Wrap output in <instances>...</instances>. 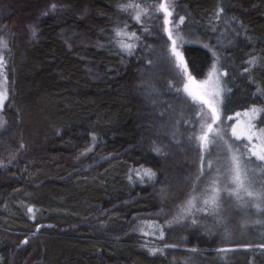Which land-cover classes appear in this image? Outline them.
Returning <instances> with one entry per match:
<instances>
[{
    "label": "trees",
    "instance_id": "1",
    "mask_svg": "<svg viewBox=\"0 0 264 264\" xmlns=\"http://www.w3.org/2000/svg\"><path fill=\"white\" fill-rule=\"evenodd\" d=\"M140 2L0 0V264H172L173 242L186 247L176 264L225 259L207 225L176 233L166 222L191 191L194 168L175 146L188 145L193 107L173 90L163 53L157 76L122 48L130 35L115 29L140 32L127 14ZM177 17L201 39L183 47L190 75L202 80L214 63L222 74L221 127L260 108L264 129V0H177ZM150 46L154 65L159 39ZM249 218L254 242L227 264H264V214ZM145 221L163 235L144 232Z\"/></svg>",
    "mask_w": 264,
    "mask_h": 264
},
{
    "label": "rangeland",
    "instance_id": "2",
    "mask_svg": "<svg viewBox=\"0 0 264 264\" xmlns=\"http://www.w3.org/2000/svg\"><path fill=\"white\" fill-rule=\"evenodd\" d=\"M141 5L134 7V9L127 11L128 15H132L133 20H137L140 25V32L135 35L133 32L128 30L120 31L117 27L115 29L116 36L122 38L123 34L130 35L129 40L120 42L122 48L132 57V60L136 64H141V58H145L146 65L153 68L158 74L167 72V66L163 64V58L161 53L165 55V62L168 63L169 70L174 76V87L173 90L182 95L188 103L193 107V111L189 114V119L191 123V130L187 135V146L183 148L181 145H176L175 150L182 153V156L186 161V164L192 169L194 168V177L190 179L189 176L186 177V183L190 179L188 186H191V191L187 192L183 197L180 204L174 207L171 211L174 212L171 219L166 222L170 227L172 226V232L182 233L181 231L184 227L196 222L195 227H191L193 230L197 227H203L207 225L209 227V232L212 231V237L215 241H221L222 248L218 250L220 255L225 257L220 261L222 264L230 263L226 259L236 258L240 255H244L246 251H249L254 240L248 237L252 234L255 228L252 221H249V217L258 218L264 210H259L254 206V201L241 193L243 196L242 200H237L234 196H230L228 191L222 190L220 193V207L219 209L213 211L210 206L203 203L207 195L210 194L209 188L211 181L216 179L218 181V186L221 189H230L233 185L229 180L228 163L233 153L241 158L242 164L246 167L248 176L253 182L254 189L258 191H264V161L257 159L256 156L252 155L253 151H260L264 147V129L258 125V119L260 118V108H252L248 111L238 114L235 116V120L228 123L226 126L221 127V123L227 120L221 118L220 109L223 102L224 87L222 85V74L218 70V67L214 63L207 76L198 80L190 75L186 61L183 57V64L178 65V61L172 54L173 41H175V47L183 56V47L190 43L191 41L199 42L201 39L191 36L189 30L183 27L180 17L175 19V5L177 0H140ZM52 8L56 6L55 3L50 4ZM161 5H167L168 11L171 15H166L165 10ZM126 14V13H125ZM139 15V19L137 16ZM3 18V19H2ZM4 16L0 17V57L3 59V54L7 50L6 38H3L7 32V23L4 22ZM165 19L168 23H165ZM147 20L146 23L142 24L143 21ZM124 25H128V20L123 21ZM134 31V30H133ZM171 32V39L169 38V33ZM159 39L160 43V54L156 63L154 65L149 64V59L147 60L146 55L150 53V43ZM138 40V42H137ZM132 45L129 49L126 46ZM123 53V52H122ZM185 67L187 71L185 72ZM4 60L2 65H0V91H6L4 84L3 71ZM144 71L142 74L144 75ZM176 80V83H175ZM146 86V84H144ZM172 86V83H171ZM193 92L196 95L204 94L205 99L212 100L214 107H216L217 115L219 119L212 123V132L208 133L209 143L203 151L200 147V141L195 139L201 136L207 131V126L202 129L201 124L203 123L204 117L207 118L208 122H212V113L208 106L201 103L200 100H193V98L185 91V88ZM224 91V92H223ZM148 91L146 94L148 95ZM216 93H219L218 95ZM4 101V99H3ZM2 101V104H3ZM2 104H0V113L2 111ZM255 109V111H253ZM185 110V109H184ZM186 112V111H185ZM181 117V115H180ZM185 117V116H184ZM5 124L3 118L0 114V132L5 129ZM173 137V135H172ZM175 139V138H174ZM236 140L241 142V149H235L234 145ZM174 141V140H173ZM175 143L179 144V141L175 139ZM187 150L191 153L192 159L189 161L188 156L186 157ZM203 158L204 162V174H200L201 162ZM249 160V161H248ZM208 162H211V168L207 167ZM193 196L196 199L193 201L194 206L191 208L187 207V202ZM264 208V205H262ZM187 209V210H185ZM246 219V222L243 221ZM228 220L229 228L234 232L231 237L224 236L221 234L222 230L227 229L226 221ZM252 224L254 228H250ZM144 232L147 234H157L163 235L161 225L155 223L154 221H145L143 223ZM229 231V230H228ZM219 233V235H218ZM175 239V238H174ZM176 240V239H175ZM167 250L173 253L171 255L173 263H175V254L181 250H186L185 245L180 242H173L172 244H164ZM187 252V251H186ZM217 252V251H216ZM169 253V254H170ZM168 254V255H169ZM179 256V255H178ZM180 258H177L179 260ZM185 263V262H184ZM187 264H210L209 261H203L200 258L194 257L186 262ZM176 264V263H175Z\"/></svg>",
    "mask_w": 264,
    "mask_h": 264
},
{
    "label": "snow or ice",
    "instance_id": "3",
    "mask_svg": "<svg viewBox=\"0 0 264 264\" xmlns=\"http://www.w3.org/2000/svg\"><path fill=\"white\" fill-rule=\"evenodd\" d=\"M161 7L165 10L166 15H171V13L167 9V5H161ZM137 19H139V15L137 16ZM181 22H183V18H180ZM165 23H168V20L165 19ZM169 38L171 39V32L169 33ZM3 42H0L2 44ZM127 48H131L132 45H127ZM172 54L175 56L176 60L179 64H183V56L181 53L177 50L175 47V41H173V48H172ZM3 59L0 57V65H2ZM185 72L187 71V68L185 67ZM185 91H188V94L193 98V100H200L201 103L208 106L209 110L212 113V122H208L207 118L204 117L203 123L201 124V128L203 129L205 125L207 126V131L204 132L201 136L196 137L195 139L200 141V147L201 150L205 149L208 145L209 141V135L208 133L212 132V123L215 122V120L219 119V116L217 115L216 107H214V104L212 100L205 99L204 94L196 95L193 92L189 91L187 86L185 88ZM217 95L219 93H216ZM6 98V92L0 91V104H2L3 99ZM255 111V109H253ZM252 155L256 156L257 159L264 161V147L261 148L260 151H253ZM201 162V168H200V174H204V162L203 158ZM207 167L211 168V162H208ZM228 171H229V180L230 183L233 185L230 189H221L218 186V181L216 179H213L210 184L209 191L210 194L207 195V198L204 199L203 203L207 206H210V208L215 211L219 209L220 207V193L222 190L228 191L230 196H234L238 201L243 199V196L241 193H244L246 196L252 199L254 201V206L259 210H264L262 208V205H264V191H258L254 189L253 182L248 176V172L246 170V167L242 164L241 158L235 153L232 154L230 161L228 163ZM146 175H153L150 172H146ZM196 199L195 196H193L189 201L187 202V207L191 208L194 206L193 201ZM187 210V209H185ZM31 211V209H29ZM162 235V233H161Z\"/></svg>",
    "mask_w": 264,
    "mask_h": 264
},
{
    "label": "water",
    "instance_id": "4",
    "mask_svg": "<svg viewBox=\"0 0 264 264\" xmlns=\"http://www.w3.org/2000/svg\"><path fill=\"white\" fill-rule=\"evenodd\" d=\"M38 229H39V227H38Z\"/></svg>",
    "mask_w": 264,
    "mask_h": 264
}]
</instances>
